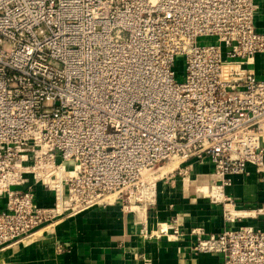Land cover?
Wrapping results in <instances>:
<instances>
[{
	"label": "built area",
	"instance_id": "1",
	"mask_svg": "<svg viewBox=\"0 0 264 264\" xmlns=\"http://www.w3.org/2000/svg\"><path fill=\"white\" fill-rule=\"evenodd\" d=\"M256 12V0H0V250L94 208L147 209L161 169L188 178L207 162L198 191L227 227L193 231V250L264 264V232L231 226L242 217L225 192L249 166L264 173Z\"/></svg>",
	"mask_w": 264,
	"mask_h": 264
},
{
	"label": "crops",
	"instance_id": "2",
	"mask_svg": "<svg viewBox=\"0 0 264 264\" xmlns=\"http://www.w3.org/2000/svg\"><path fill=\"white\" fill-rule=\"evenodd\" d=\"M256 5L255 27L264 34V0H256ZM252 69L264 80L263 55ZM177 166L161 169L155 205L132 207L126 213L120 205L94 208L45 225L32 239L0 250V264H221L222 255L193 250V231L216 235L227 227L222 206L198 191L214 179L212 167L194 162L188 178H183L174 173ZM231 180L225 192L242 217L231 226L264 232V213L257 212L264 208V173L249 166L246 174ZM37 197L42 207L54 204L52 192L41 189ZM175 218L182 232L177 238L169 227ZM160 229L169 231L160 235Z\"/></svg>",
	"mask_w": 264,
	"mask_h": 264
},
{
	"label": "rangeland",
	"instance_id": "3",
	"mask_svg": "<svg viewBox=\"0 0 264 264\" xmlns=\"http://www.w3.org/2000/svg\"><path fill=\"white\" fill-rule=\"evenodd\" d=\"M200 43L201 44H207V43H210V41L208 40L207 41V39H202L201 41H200ZM213 43H215V41H213ZM176 71H177V73H178V79L180 80V81H182L183 79H184V74H185V62H184V58H179L178 60H177V65H176ZM164 165H166V164H162V165H160V167H162V166H164ZM175 164H173V166H174ZM162 172V170H160L158 173H161ZM41 206V205H40ZM45 225H43L42 227H40L38 230H40V229H42L43 227H44ZM37 230V231H38ZM36 231V232H37Z\"/></svg>",
	"mask_w": 264,
	"mask_h": 264
},
{
	"label": "bare ground",
	"instance_id": "4",
	"mask_svg": "<svg viewBox=\"0 0 264 264\" xmlns=\"http://www.w3.org/2000/svg\"><path fill=\"white\" fill-rule=\"evenodd\" d=\"M171 168H172V167H171ZM175 168H176V167H175ZM175 168H174V169H175Z\"/></svg>",
	"mask_w": 264,
	"mask_h": 264
}]
</instances>
